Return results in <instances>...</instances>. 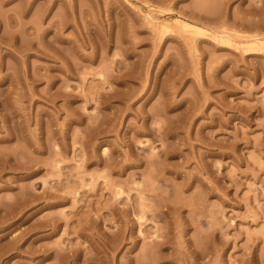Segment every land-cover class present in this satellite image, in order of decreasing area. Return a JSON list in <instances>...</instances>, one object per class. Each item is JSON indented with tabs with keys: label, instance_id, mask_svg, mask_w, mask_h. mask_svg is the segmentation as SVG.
I'll return each mask as SVG.
<instances>
[{
	"label": "rangeland",
	"instance_id": "1",
	"mask_svg": "<svg viewBox=\"0 0 264 264\" xmlns=\"http://www.w3.org/2000/svg\"><path fill=\"white\" fill-rule=\"evenodd\" d=\"M0 264H264V0H0Z\"/></svg>",
	"mask_w": 264,
	"mask_h": 264
},
{
	"label": "bare ground",
	"instance_id": "2",
	"mask_svg": "<svg viewBox=\"0 0 264 264\" xmlns=\"http://www.w3.org/2000/svg\"><path fill=\"white\" fill-rule=\"evenodd\" d=\"M181 27H184V28H186V29H188V30H191V31H197V30H199V28H198V26H196V25H194V24H191V23H188V22H185V21H181V25H180ZM255 36H257V34L255 35H253V34H251V36L249 35V38L250 39H247V40H253V41H255L254 39H256V38H258V37H255ZM248 38V37H247ZM253 41H249V42H253ZM248 42V41H247ZM246 44V43H245Z\"/></svg>",
	"mask_w": 264,
	"mask_h": 264
}]
</instances>
